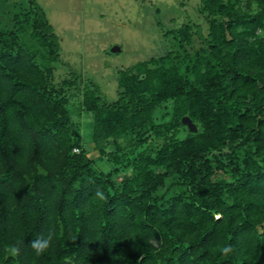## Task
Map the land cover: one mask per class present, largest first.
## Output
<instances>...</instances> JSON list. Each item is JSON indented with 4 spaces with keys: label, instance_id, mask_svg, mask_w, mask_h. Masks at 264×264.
Instances as JSON below:
<instances>
[{
    "label": "trees",
    "instance_id": "trees-1",
    "mask_svg": "<svg viewBox=\"0 0 264 264\" xmlns=\"http://www.w3.org/2000/svg\"><path fill=\"white\" fill-rule=\"evenodd\" d=\"M198 9L206 33L170 29L174 47L118 69L107 101L53 79L37 0H0V264H264V0ZM183 115L197 129L181 135Z\"/></svg>",
    "mask_w": 264,
    "mask_h": 264
},
{
    "label": "rangeland",
    "instance_id": "rangeland-1",
    "mask_svg": "<svg viewBox=\"0 0 264 264\" xmlns=\"http://www.w3.org/2000/svg\"><path fill=\"white\" fill-rule=\"evenodd\" d=\"M59 39V58L54 62V80L77 76L80 85L92 81L102 99L116 98L117 71L140 59L165 53L174 47L170 29L190 21L206 33L199 0H37ZM202 34L193 32L188 49L202 44ZM112 45L120 49L111 50ZM81 79V80H80ZM72 102L81 95L71 89ZM72 106V105H70ZM73 114L76 107L73 105ZM171 110L170 102L156 110L158 116ZM81 137L96 167L107 170L110 163L98 157L90 137L91 117L80 110ZM187 126L182 128L181 135Z\"/></svg>",
    "mask_w": 264,
    "mask_h": 264
},
{
    "label": "water",
    "instance_id": "water-1",
    "mask_svg": "<svg viewBox=\"0 0 264 264\" xmlns=\"http://www.w3.org/2000/svg\"><path fill=\"white\" fill-rule=\"evenodd\" d=\"M119 49H120L119 45H112L111 46V50L112 51H116V50H119ZM181 121L183 123H185L190 130L195 131L197 129L196 123L192 121V119L190 118V116L183 115L181 117Z\"/></svg>",
    "mask_w": 264,
    "mask_h": 264
}]
</instances>
